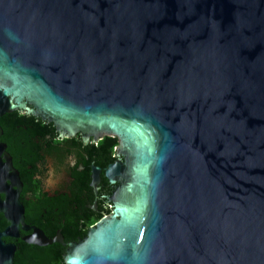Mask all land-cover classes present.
I'll return each mask as SVG.
<instances>
[{"label":"water","instance_id":"95a60500","mask_svg":"<svg viewBox=\"0 0 264 264\" xmlns=\"http://www.w3.org/2000/svg\"><path fill=\"white\" fill-rule=\"evenodd\" d=\"M15 112L53 142L116 138L120 185L84 239L49 238L0 143V264L21 231L64 264H264V0H0V118Z\"/></svg>","mask_w":264,"mask_h":264},{"label":"trees","instance_id":"16d2710c","mask_svg":"<svg viewBox=\"0 0 264 264\" xmlns=\"http://www.w3.org/2000/svg\"><path fill=\"white\" fill-rule=\"evenodd\" d=\"M3 137L0 143L7 146V152L13 159L14 168L19 172L23 183L20 200L25 206L26 223L41 229L49 238L56 236L61 230L65 241L75 242L84 239L90 227L94 226L105 214H110L108 207L94 211L82 199L85 191H89L90 200L93 194L90 188L92 181V167L105 170L116 161L112 157V148L118 146L116 138H104L97 145L89 143V147H82L73 138H60V131L50 123H43V119L34 118L27 114L7 113L0 118ZM93 138V137H91ZM74 156L77 164L69 166V158ZM48 158L58 162L70 171L76 179L71 195L56 193L50 196L41 187V181L36 179L42 175L41 165ZM80 167L84 168L81 172ZM90 202V203H91ZM8 226L3 214H0V231ZM26 232H21L25 236ZM6 242L15 243V264H64L62 257L66 247L59 243L41 247L28 244L22 237L18 241L6 238Z\"/></svg>","mask_w":264,"mask_h":264},{"label":"flooded vegetation","instance_id":"af4514ba","mask_svg":"<svg viewBox=\"0 0 264 264\" xmlns=\"http://www.w3.org/2000/svg\"><path fill=\"white\" fill-rule=\"evenodd\" d=\"M63 139H66V137H64ZM92 142L97 145L100 141L99 142H94L93 141V138H91L89 140V143H92ZM76 164H77L76 158L74 156H70V158H69V166L70 167H73ZM113 164H115V163H112L110 165H113ZM109 166L105 170L102 169L101 180H100V183L98 184V190L97 191H95V188L91 186V182L92 181L90 182V188H91L90 191H92L91 193L93 194V201L91 202V200H90L91 194L87 190L85 191L84 195L82 196V199L87 202L86 205L88 207L92 208L94 211H98V210H100V208H103V207H108V208L110 207V208H112V212H113V206H114V204L109 199V197L112 196L113 190L115 189V187H117V186L120 185V182L117 183L116 185H114V184L111 183V181L109 179L106 178V171L109 168ZM40 169L42 171H44V173L42 175H39L36 179H38V180L41 181V184L40 185H41L42 189L45 192H48V194L50 196H54L56 193H60V194L68 193V194L71 195L72 188H73V185L76 182V179L72 177V174H71L70 171H67V169L65 167L62 168V165H59L58 162L52 160L51 158L46 159L44 161V163L41 165V168ZM50 170H52V171H54L56 173H59L61 171L63 172V170H65L66 171V176H67V181L68 182L66 184L61 183L59 185V188H56L55 190H52L51 191L50 190L51 188L48 186V181H47V179H48L47 178V174H48V172ZM79 170L81 172H83L84 171V168L83 167H80ZM93 207H96V208L94 209ZM107 215H109V214H105L99 221H101ZM21 232H20V237L19 238H14V241H18L21 237L22 238L24 237V236H21ZM11 243H13V242H11ZM16 250H17V248H16Z\"/></svg>","mask_w":264,"mask_h":264},{"label":"rangeland","instance_id":"374dc122","mask_svg":"<svg viewBox=\"0 0 264 264\" xmlns=\"http://www.w3.org/2000/svg\"><path fill=\"white\" fill-rule=\"evenodd\" d=\"M65 172V173H64ZM47 181H48V186L51 188L50 190H55L56 188H59V185L61 183L66 184L67 181V176H66V171L63 170V172L56 173L52 170H50L47 174ZM109 209H112L109 207Z\"/></svg>","mask_w":264,"mask_h":264}]
</instances>
